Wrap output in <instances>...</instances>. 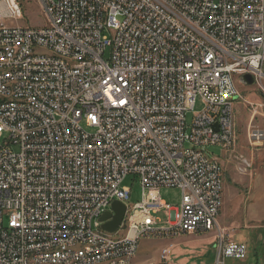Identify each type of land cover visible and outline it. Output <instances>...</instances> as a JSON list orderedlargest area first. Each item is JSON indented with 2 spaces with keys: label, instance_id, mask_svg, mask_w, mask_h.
<instances>
[{
  "label": "built area",
  "instance_id": "2783aa9c",
  "mask_svg": "<svg viewBox=\"0 0 264 264\" xmlns=\"http://www.w3.org/2000/svg\"><path fill=\"white\" fill-rule=\"evenodd\" d=\"M37 1L44 28L0 0V264H131L143 240L213 232L223 170L204 148H233L237 80L264 81V0ZM130 175L142 187L133 209ZM162 187L181 190L179 209ZM114 202L126 214L110 234L100 219ZM114 238L124 245L104 254ZM221 243L218 264L248 257L245 243Z\"/></svg>",
  "mask_w": 264,
  "mask_h": 264
},
{
  "label": "rangeland",
  "instance_id": "374dc122",
  "mask_svg": "<svg viewBox=\"0 0 264 264\" xmlns=\"http://www.w3.org/2000/svg\"><path fill=\"white\" fill-rule=\"evenodd\" d=\"M23 19L20 25L32 28L47 26L43 9L37 0H19ZM109 56V51L106 57ZM240 97L235 101L236 142L230 151L220 146H207L206 154L215 158L222 166L224 180V205L213 232L184 234L175 238L143 240L138 254L131 264H218L219 246L245 243L248 257L243 260L227 259L225 264H264V140L255 146L250 141L254 127L264 131V81L254 86L237 80ZM205 108L201 98L197 99L194 111L186 116L188 126ZM84 129L85 123H82ZM186 148H193L186 143ZM14 151L18 149L13 147ZM123 186L131 189L130 209L141 202L140 178L128 176ZM162 200L175 209L182 203V192L178 188L162 187ZM161 226L167 227L169 215L160 213ZM122 232H124L122 230ZM168 251L167 256H163Z\"/></svg>",
  "mask_w": 264,
  "mask_h": 264
},
{
  "label": "water",
  "instance_id": "95a60500",
  "mask_svg": "<svg viewBox=\"0 0 264 264\" xmlns=\"http://www.w3.org/2000/svg\"><path fill=\"white\" fill-rule=\"evenodd\" d=\"M242 82L254 86L255 78L252 75L242 77ZM126 214V205L121 202H114L111 206V211L106 212L100 219L103 223L102 229L110 234H115L122 225Z\"/></svg>",
  "mask_w": 264,
  "mask_h": 264
},
{
  "label": "bare ground",
  "instance_id": "6f19581e",
  "mask_svg": "<svg viewBox=\"0 0 264 264\" xmlns=\"http://www.w3.org/2000/svg\"><path fill=\"white\" fill-rule=\"evenodd\" d=\"M51 56V49L49 48H37V57H49ZM55 61H60L64 64H71V55L67 52H55ZM124 245V238H114L109 241V247H104V254H111V248H119ZM75 248L80 250H92L96 249L95 240H76Z\"/></svg>",
  "mask_w": 264,
  "mask_h": 264
}]
</instances>
